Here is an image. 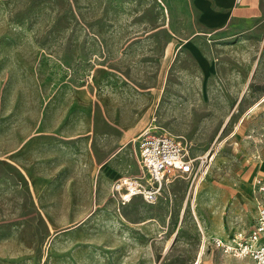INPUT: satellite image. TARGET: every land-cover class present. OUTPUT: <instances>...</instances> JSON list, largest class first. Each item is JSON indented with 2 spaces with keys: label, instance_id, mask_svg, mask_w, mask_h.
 <instances>
[{
  "label": "rangeland",
  "instance_id": "1",
  "mask_svg": "<svg viewBox=\"0 0 264 264\" xmlns=\"http://www.w3.org/2000/svg\"><path fill=\"white\" fill-rule=\"evenodd\" d=\"M230 32L202 31L191 0H0V264H76L66 249L93 231L127 235L152 264H195L205 236L202 264H249L211 239L248 230L256 216L264 96L252 104L264 92V13ZM190 42L195 52L180 47ZM40 123L62 138L80 127L103 156L113 153L91 176L94 184L106 175L111 189L141 174L135 139L149 127L215 158L197 186L175 177L154 203L96 205L95 193L90 206L48 207L66 194L33 193L27 149ZM52 171L50 187L64 174L88 177ZM73 194L75 204L88 195ZM86 214L85 224L66 222ZM151 221L156 232L143 230Z\"/></svg>",
  "mask_w": 264,
  "mask_h": 264
},
{
  "label": "crops",
  "instance_id": "2",
  "mask_svg": "<svg viewBox=\"0 0 264 264\" xmlns=\"http://www.w3.org/2000/svg\"><path fill=\"white\" fill-rule=\"evenodd\" d=\"M192 5L196 9L199 15V25L204 32L210 34L218 33H231L232 28L241 22L256 19L263 15L264 6L262 0H191ZM191 45H180V47L190 48L192 52H195L197 46L193 42ZM194 46V47H193ZM194 48V49H193ZM169 53V52H168ZM264 96V92L255 95L254 102L255 105ZM264 104L262 102L258 106ZM257 106V107H258ZM84 125V123H83ZM35 133L29 137L28 143V172L29 178L32 184L33 193L40 195V192H59L65 193L62 200L59 202H51L46 204L48 207H55L60 209H67L70 207L79 206H90L93 202V197L96 193V205L97 201L100 203L104 202H116L115 199L111 197V179L106 175L97 180L96 183L91 182V176L95 169L103 167L113 153H105L103 156L101 150L104 145L99 141L96 145L95 139H91L85 136H80L78 133L82 132L79 127L76 133L77 137L73 134H58V136H52L51 132L48 130L46 123H40L36 126ZM38 129H40L38 131ZM136 145V144H135ZM137 147V146H136ZM23 147L20 145L15 148L14 153L19 152ZM260 159L261 156L259 155ZM23 165H25L23 163ZM61 167H72L77 172H83L88 177L83 178L79 173L78 176L72 174H64L59 184H53L51 187L48 185L47 178L50 177V171L53 173L52 169L57 166ZM65 169V168H64ZM258 173L256 175L264 178V170L262 167H258ZM82 173V174H83ZM111 175V173H107ZM255 175V176H256ZM133 176V175H124ZM254 176V177H255ZM110 177V176H109ZM122 177V176H120ZM119 177V178H120ZM102 180V181H101ZM117 180V179H116ZM115 180V181H116ZM99 181V183H98ZM82 185L80 188L79 186ZM78 186V187H77ZM80 190V192L87 193L88 195L83 201V203H77L74 197V192ZM255 196V195H254ZM135 198V197H134ZM81 202V200L77 201ZM89 202V203H87ZM118 204V203H117ZM128 204V203H127ZM45 206V205H44ZM255 211H256V201H255ZM90 214H86L82 219L66 222L85 224L90 218ZM254 218L253 225L255 224ZM109 222L111 223V217ZM101 222L95 221L94 223ZM147 226H143V230L148 232H156L158 230V222L151 221L147 222ZM253 225L248 230L249 231ZM237 232V231H236ZM235 233V232H234ZM233 233V234H234ZM69 233L62 232L57 234V236H66ZM232 234V235H233ZM56 236V238H57ZM229 238L223 236H214ZM55 239V237L53 238ZM82 242L77 248L66 250L71 253L67 254L70 258L69 263L76 264H152L151 257L148 255H143L141 251L136 248V244L132 242L131 238L127 235L123 237L121 233L109 231L100 232L93 231L91 234H82V238H79ZM227 256V255H226ZM155 257V256H154ZM153 257V259H154ZM231 257V256H230ZM233 258V257H231ZM236 259V258H234ZM156 260V259H155ZM245 260L251 264L250 259H238Z\"/></svg>",
  "mask_w": 264,
  "mask_h": 264
},
{
  "label": "built area",
  "instance_id": "3",
  "mask_svg": "<svg viewBox=\"0 0 264 264\" xmlns=\"http://www.w3.org/2000/svg\"><path fill=\"white\" fill-rule=\"evenodd\" d=\"M140 175L122 176L112 185L111 197L121 206L142 196L154 203L175 177L204 179L215 158L212 151L200 155L191 152V145L163 127H149L135 139ZM257 217L249 231H237L229 238L213 237V244L224 255L250 259L251 264H264V178L256 175L252 181Z\"/></svg>",
  "mask_w": 264,
  "mask_h": 264
},
{
  "label": "bare ground",
  "instance_id": "4",
  "mask_svg": "<svg viewBox=\"0 0 264 264\" xmlns=\"http://www.w3.org/2000/svg\"><path fill=\"white\" fill-rule=\"evenodd\" d=\"M262 102H264V98L262 99L261 102H259V104H261ZM257 106H258V105H257ZM132 200H133V198H132ZM132 200H131V201H132ZM131 201H130V202H131ZM194 214L197 215L196 212H194ZM205 239H206V236L204 237L203 246H202V248H201V250H200V252H199V255H198V258H197L195 264H202V262H203V258H204V255H205Z\"/></svg>",
  "mask_w": 264,
  "mask_h": 264
}]
</instances>
